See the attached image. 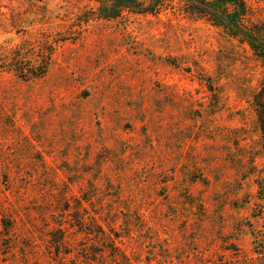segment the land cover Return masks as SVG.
Here are the masks:
<instances>
[{"label": "rangeland", "instance_id": "374dc122", "mask_svg": "<svg viewBox=\"0 0 264 264\" xmlns=\"http://www.w3.org/2000/svg\"><path fill=\"white\" fill-rule=\"evenodd\" d=\"M194 5L0 0V264H264V61Z\"/></svg>", "mask_w": 264, "mask_h": 264}, {"label": "trees", "instance_id": "16d2710c", "mask_svg": "<svg viewBox=\"0 0 264 264\" xmlns=\"http://www.w3.org/2000/svg\"><path fill=\"white\" fill-rule=\"evenodd\" d=\"M193 9L197 16L212 22V24L222 26L229 33L239 39L240 42H246L256 52L258 57L264 61V23L252 18L251 9L247 0H194ZM126 7L135 11L152 12L153 5H117L116 8ZM115 10V9H114ZM112 10V12L114 11ZM119 12V10H115ZM110 16V15H109ZM115 16V15H112ZM11 64V65H10ZM21 57L12 59L9 66L24 78H38L45 74L46 66L40 65L33 67H21ZM264 89V80L262 82ZM262 95V93L260 94ZM258 111L260 129L264 140V104H260Z\"/></svg>", "mask_w": 264, "mask_h": 264}]
</instances>
